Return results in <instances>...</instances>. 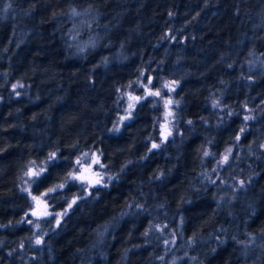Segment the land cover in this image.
I'll return each mask as SVG.
<instances>
[{
	"label": "trees",
	"instance_id": "16d2710c",
	"mask_svg": "<svg viewBox=\"0 0 264 264\" xmlns=\"http://www.w3.org/2000/svg\"><path fill=\"white\" fill-rule=\"evenodd\" d=\"M0 264H264V0H0Z\"/></svg>",
	"mask_w": 264,
	"mask_h": 264
},
{
	"label": "rangeland",
	"instance_id": "374dc122",
	"mask_svg": "<svg viewBox=\"0 0 264 264\" xmlns=\"http://www.w3.org/2000/svg\"><path fill=\"white\" fill-rule=\"evenodd\" d=\"M150 93V90L148 91ZM128 97H137L132 96L130 94L127 95ZM137 99H129L128 104L131 105V107L137 102ZM170 101V100H168ZM129 107V106H128ZM129 107V109H131ZM169 107V106H168ZM166 107L164 119L161 121L162 126V132H161V138L162 140L167 139L169 136L170 131L172 130L171 126V110ZM128 109V110H129ZM79 161V163H77ZM76 161V166L74 168V171L71 174V179H74V181L84 184L87 186V188L93 187L95 185H98L102 182L103 175L99 170V167L101 165V161L97 155H91V154H84L82 158H79ZM49 162H44L41 165H33L28 168V171L26 173V176L23 181V188L24 190L29 194V196L32 199V210L31 215L34 219H42L44 217H47L51 214L50 212V206L48 203V193L45 195V193H42L40 195L34 194L32 192V184L34 180L41 175L43 172V169L48 165ZM29 173H32L29 175ZM78 177V178H77ZM89 190V189H88ZM33 197H36L37 200H33ZM33 212L36 213V215H33Z\"/></svg>",
	"mask_w": 264,
	"mask_h": 264
},
{
	"label": "snow or ice",
	"instance_id": "6c2138e0",
	"mask_svg": "<svg viewBox=\"0 0 264 264\" xmlns=\"http://www.w3.org/2000/svg\"><path fill=\"white\" fill-rule=\"evenodd\" d=\"M151 95H159V93L158 92H156V93H150ZM129 99H139L138 97H129ZM168 103H170V101H165V105L167 106V104ZM129 107H131V105H129ZM122 119H124L123 117H122ZM237 139H239V137H237ZM153 147L155 148V147H157V145H153ZM231 150L229 149V152H230ZM53 156H54V154H52ZM205 155H208V153L206 152L205 153ZM227 159H228V156L227 155H225V157H224V161H227ZM77 163H79V161H77ZM32 173H29V175H31ZM78 178V177H77ZM57 187H63V185H58ZM49 191H55V189H50ZM45 195H47V193H45ZM33 200L35 201V200H37V198L36 197H33ZM69 207H71V205H69ZM33 215H36V213L35 212H33ZM37 243L39 244L40 243V241L39 240H37Z\"/></svg>",
	"mask_w": 264,
	"mask_h": 264
}]
</instances>
